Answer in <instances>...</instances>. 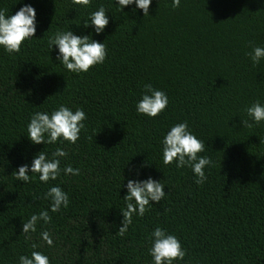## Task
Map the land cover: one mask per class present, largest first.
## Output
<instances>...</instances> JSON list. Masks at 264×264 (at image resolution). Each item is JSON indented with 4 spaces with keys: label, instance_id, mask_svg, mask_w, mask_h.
<instances>
[{
    "label": "trees",
    "instance_id": "trees-1",
    "mask_svg": "<svg viewBox=\"0 0 264 264\" xmlns=\"http://www.w3.org/2000/svg\"><path fill=\"white\" fill-rule=\"evenodd\" d=\"M24 4L36 11L35 37L19 53L0 46V264H19L32 251L50 264H154L148 250L157 227L186 251L173 264H264V121L256 124L245 111L255 101L264 105V58L253 66L248 55L250 42L264 47V0H180L176 8L172 0H152L148 16L134 3L120 11L117 0H0V10L12 15ZM101 5L109 23L97 34L83 22ZM68 30L103 42L104 62L69 72L58 48L48 46L50 36ZM145 84L168 97L156 117L136 110ZM60 105L85 112L79 139L32 143V114ZM184 121L205 142L198 155L212 161L203 184L190 167L163 164L162 140ZM56 148L67 153L61 173L41 182L32 160L41 151L52 159ZM25 164L27 183L15 179ZM69 165L79 175H65ZM148 177L165 186V196L133 215L121 237L127 181ZM52 186L69 198L55 213L44 198ZM43 210L51 221L23 233V223ZM44 230L51 247L40 237Z\"/></svg>",
    "mask_w": 264,
    "mask_h": 264
},
{
    "label": "clouds",
    "instance_id": "clouds-1",
    "mask_svg": "<svg viewBox=\"0 0 264 264\" xmlns=\"http://www.w3.org/2000/svg\"><path fill=\"white\" fill-rule=\"evenodd\" d=\"M75 5L88 6L90 0H72ZM152 0H117L119 10L124 6L132 5L143 11L144 16L149 15V8ZM180 6V0H172V7ZM7 9L0 10V46L9 53H19L23 42L31 37H35L36 32V11L29 5L24 4L15 14L6 15ZM107 10L101 5L98 10L90 13L89 19L83 22L87 28L89 23L94 31L99 34L109 23ZM53 45L58 48L57 60L73 73L87 72L91 67L102 64L106 58L107 50L103 42L91 39L90 35H76L71 30L58 31L48 38V46L51 50ZM252 51L248 53L253 66L259 64L264 58V47L256 46L250 42ZM168 105V97L165 92L153 88L151 84L144 85L142 98L136 105V110L140 114L149 117H156ZM246 114L259 124L264 121V105L255 101L245 109ZM85 112L77 108L74 112L60 105L51 114L47 112H35L27 125V136L34 144H54L61 138L75 144L80 137L81 129L85 127L83 121L86 119ZM242 126L252 127L248 120H241ZM96 134V132H95ZM94 134V136H95ZM205 151V142L198 139L190 130L187 121L176 123L171 126L162 140V159L164 165L175 162L177 168L190 167L197 177L196 183L203 184L207 179L205 167L212 164L210 157L200 156L199 153ZM67 153L62 148H56L52 153V159L47 158L43 151L36 154L32 160L31 173L39 174V180L47 183L49 180H56L61 173L60 158ZM65 175H79L80 170L72 168L70 165L63 169ZM15 179L25 183L30 182L29 165L25 164L15 172ZM164 185L158 180L148 177L145 180L128 179L126 188L127 194L123 197L126 208L122 212V223L117 230V234L123 237L132 224L133 215L143 216L148 211V206L152 203H159L165 196ZM51 201L50 211L58 212L61 207L67 208L69 204L68 194L59 186H52L44 196ZM49 223L51 216L48 210H43L39 214H32L27 222L22 225V232L25 234L35 233L38 221ZM41 239L48 245H53V239L49 231L40 233ZM152 246L149 254L153 258L154 264H173V261L183 260L186 251L182 248L179 239L167 233L164 229L157 227L151 233ZM36 249L38 245H31ZM19 264H50L48 256L40 251H32L31 256L21 255Z\"/></svg>",
    "mask_w": 264,
    "mask_h": 264
}]
</instances>
